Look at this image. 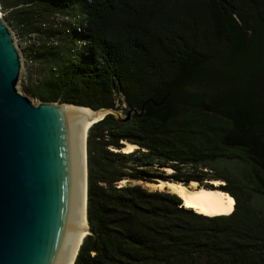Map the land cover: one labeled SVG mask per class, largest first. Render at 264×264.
Instances as JSON below:
<instances>
[{
    "label": "trees",
    "instance_id": "1",
    "mask_svg": "<svg viewBox=\"0 0 264 264\" xmlns=\"http://www.w3.org/2000/svg\"><path fill=\"white\" fill-rule=\"evenodd\" d=\"M0 9L32 41L29 95L131 112L87 132L91 237L73 264H264V0H0ZM159 180L218 181L233 203L203 215L146 187Z\"/></svg>",
    "mask_w": 264,
    "mask_h": 264
},
{
    "label": "water",
    "instance_id": "2",
    "mask_svg": "<svg viewBox=\"0 0 264 264\" xmlns=\"http://www.w3.org/2000/svg\"><path fill=\"white\" fill-rule=\"evenodd\" d=\"M21 58L0 16V264H73L82 237L90 236L83 218V110L119 121L131 112L34 105L17 89Z\"/></svg>",
    "mask_w": 264,
    "mask_h": 264
},
{
    "label": "bare ground",
    "instance_id": "3",
    "mask_svg": "<svg viewBox=\"0 0 264 264\" xmlns=\"http://www.w3.org/2000/svg\"><path fill=\"white\" fill-rule=\"evenodd\" d=\"M0 16L2 17L1 9H0ZM83 111L86 114V125H85L84 133L87 134L91 125L93 123L98 122L101 118H103L106 115V113L102 111L100 112H92L90 110H83ZM133 149L134 146L127 144L126 147L123 149V152L128 153L131 152ZM84 165H85V154L83 151V218H84V224L86 228H88L86 221V182L84 176ZM211 184L217 187V185H219L220 183L218 181H214ZM195 185L197 184L191 183L189 186H185L179 183L159 180L158 184L155 186L157 189L167 188L171 193L177 195L182 200L183 206L185 208L192 209L197 213L207 216H212V215L228 213L230 211V208L233 203V199L228 194L223 193L222 191L215 188L209 189ZM83 237L81 241L83 240ZM79 246L80 245H78V247ZM77 251L78 248L76 252Z\"/></svg>",
    "mask_w": 264,
    "mask_h": 264
},
{
    "label": "rangeland",
    "instance_id": "4",
    "mask_svg": "<svg viewBox=\"0 0 264 264\" xmlns=\"http://www.w3.org/2000/svg\"><path fill=\"white\" fill-rule=\"evenodd\" d=\"M1 13H2V19L9 26V28L11 29V31L13 33L16 47L18 48L20 55L22 57L21 58L22 59V68H21V74H20L19 82L17 84V89H18L19 93L27 95L28 98L31 100V102L34 105H38V104L42 103L43 101L37 97L29 95V93L26 91L27 86H28V88H34V86L37 85V81H38L37 80L36 83H34L33 82L34 80H32V79L30 80V76L32 73H33L32 78L36 80V76H37L38 70H39V68L35 64L32 63V61L30 60L29 55H28V47L30 46V42H32V41L28 36L23 37L22 35H19V32L17 31L16 26L7 22L6 13L2 10H1ZM34 90H37V89H34ZM55 103L56 104H62L61 102H55ZM118 113L121 114V112H118ZM155 185H157V184H146V187L150 188L151 190H156L157 188ZM195 186H197V185H195ZM212 186L215 189H217L218 187L223 186V183H220L219 185H217V187H215L214 185H212ZM163 189H165V188H161L159 190H163Z\"/></svg>",
    "mask_w": 264,
    "mask_h": 264
}]
</instances>
